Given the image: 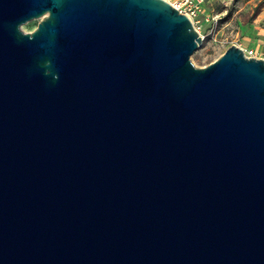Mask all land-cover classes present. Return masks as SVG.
<instances>
[{"label":"water","instance_id":"water-1","mask_svg":"<svg viewBox=\"0 0 264 264\" xmlns=\"http://www.w3.org/2000/svg\"><path fill=\"white\" fill-rule=\"evenodd\" d=\"M201 42L167 0H0V264H264V58Z\"/></svg>","mask_w":264,"mask_h":264},{"label":"rangeland","instance_id":"rangeland-1","mask_svg":"<svg viewBox=\"0 0 264 264\" xmlns=\"http://www.w3.org/2000/svg\"><path fill=\"white\" fill-rule=\"evenodd\" d=\"M204 5L193 19L202 36L191 56L197 67L210 64L233 44L264 58V0H204ZM39 21L31 19L21 27L30 32Z\"/></svg>","mask_w":264,"mask_h":264},{"label":"built area","instance_id":"built-area-1","mask_svg":"<svg viewBox=\"0 0 264 264\" xmlns=\"http://www.w3.org/2000/svg\"><path fill=\"white\" fill-rule=\"evenodd\" d=\"M172 5L177 7L181 12L186 13L192 20L198 16L203 8L204 0H169ZM218 16V15H217ZM194 22V21H193ZM248 56H256L251 49L245 52Z\"/></svg>","mask_w":264,"mask_h":264},{"label":"crops","instance_id":"crops-1","mask_svg":"<svg viewBox=\"0 0 264 264\" xmlns=\"http://www.w3.org/2000/svg\"><path fill=\"white\" fill-rule=\"evenodd\" d=\"M205 5H204V2H203V7H204Z\"/></svg>","mask_w":264,"mask_h":264},{"label":"bare ground","instance_id":"bare-ground-1","mask_svg":"<svg viewBox=\"0 0 264 264\" xmlns=\"http://www.w3.org/2000/svg\"><path fill=\"white\" fill-rule=\"evenodd\" d=\"M168 2H170L169 0H167Z\"/></svg>","mask_w":264,"mask_h":264}]
</instances>
